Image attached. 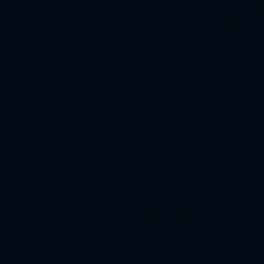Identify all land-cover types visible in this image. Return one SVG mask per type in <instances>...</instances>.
I'll list each match as a JSON object with an SVG mask.
<instances>
[{"label": "water", "instance_id": "obj_1", "mask_svg": "<svg viewBox=\"0 0 264 264\" xmlns=\"http://www.w3.org/2000/svg\"><path fill=\"white\" fill-rule=\"evenodd\" d=\"M0 264H264V0H0Z\"/></svg>", "mask_w": 264, "mask_h": 264}]
</instances>
